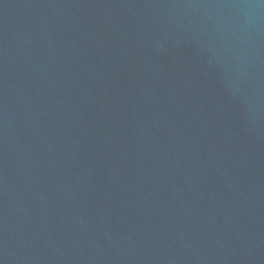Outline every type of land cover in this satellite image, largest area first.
I'll return each mask as SVG.
<instances>
[{"label":"water","instance_id":"1","mask_svg":"<svg viewBox=\"0 0 264 264\" xmlns=\"http://www.w3.org/2000/svg\"><path fill=\"white\" fill-rule=\"evenodd\" d=\"M0 264H264V0H0Z\"/></svg>","mask_w":264,"mask_h":264}]
</instances>
